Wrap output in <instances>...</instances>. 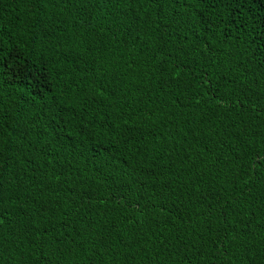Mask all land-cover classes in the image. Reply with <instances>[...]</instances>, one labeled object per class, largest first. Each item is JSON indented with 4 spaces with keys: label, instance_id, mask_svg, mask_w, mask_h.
Listing matches in <instances>:
<instances>
[{
    "label": "trees",
    "instance_id": "obj_1",
    "mask_svg": "<svg viewBox=\"0 0 264 264\" xmlns=\"http://www.w3.org/2000/svg\"><path fill=\"white\" fill-rule=\"evenodd\" d=\"M0 264H264V0H0Z\"/></svg>",
    "mask_w": 264,
    "mask_h": 264
}]
</instances>
